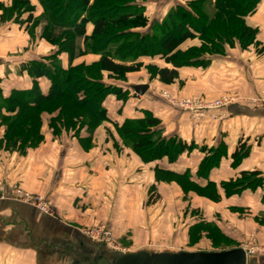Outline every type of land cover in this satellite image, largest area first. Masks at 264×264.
Returning <instances> with one entry per match:
<instances>
[{
    "label": "crops",
    "instance_id": "1",
    "mask_svg": "<svg viewBox=\"0 0 264 264\" xmlns=\"http://www.w3.org/2000/svg\"><path fill=\"white\" fill-rule=\"evenodd\" d=\"M186 1L145 0V15L150 23L160 20L170 7ZM32 4L35 7L33 16L39 15L40 5ZM26 17L27 14L21 16L22 23L0 22V94L3 97L13 89L30 88L31 78L22 65L55 50L43 55L36 52V55L33 49L27 57L25 55L30 50L20 51L21 54L17 52L18 46H26L18 37L24 33L28 38ZM244 21L257 29L255 39L264 44V0H259L255 11ZM90 31L91 25L88 24L86 33ZM36 41L39 40L36 38ZM196 42L197 39H188L180 47L184 49ZM62 57L61 65L66 68V53L59 54L58 58L62 60ZM97 58L93 56L92 61L85 63ZM209 60L206 67H180L176 80L158 83L167 87L180 85L186 91L207 97L236 87L243 96L257 95L264 90V53H259L254 46L245 49L238 45L226 47L224 54L211 55ZM138 61L142 65H166L159 57L143 56ZM135 73L139 71L128 72L126 78ZM103 81L127 91V96H106L103 106L107 120L102 121L91 135L85 127L80 128L78 134L61 130L54 135L48 126L51 115L43 113V140L37 146L27 148L23 154L0 146V264H73L75 256L83 253L96 257L100 253L110 255L104 245L82 233L98 224L107 226L121 243L134 241L139 242V246L147 245V241L153 243L175 238L174 242L181 243L180 250L198 251L197 248H189L188 231L199 220L215 223L228 239H233L228 231H223L218 218L209 213V199L192 191L185 194L173 180L156 178V169L187 172L200 186L207 181L213 182L220 202L230 210L252 213L258 221L253 230L258 241L264 243V104H252L243 99V102L225 109L224 119L211 121L205 118L195 124L189 112L170 106L159 91L153 89L148 77L129 82L112 79L106 72ZM137 84L148 85L145 93L133 91L132 86ZM38 85L43 93H47L50 83L47 78L40 77ZM144 111L159 119L162 136H177L192 144L193 148L182 152L172 162L167 157L143 161L122 141L115 125L128 118H142ZM3 133L4 128L0 127V139ZM240 143L246 145L248 153L234 165L232 154ZM219 146L224 150L219 164L210 170L207 179L197 177L202 158L209 154L210 149ZM243 171H258L262 184L225 196L220 183L239 177ZM14 187L41 195L52 214H44L21 201L12 192ZM198 199L205 202L195 208L187 207V211L186 207H180L182 201L188 206ZM186 215L188 218L184 221ZM202 240L200 238L195 245ZM246 264H264V254L247 256Z\"/></svg>",
    "mask_w": 264,
    "mask_h": 264
},
{
    "label": "trees",
    "instance_id": "2",
    "mask_svg": "<svg viewBox=\"0 0 264 264\" xmlns=\"http://www.w3.org/2000/svg\"><path fill=\"white\" fill-rule=\"evenodd\" d=\"M37 1L41 7L37 16H33L35 7L31 0H11L9 5L0 2V22L22 23L21 16L27 14L25 21L31 22L29 27L26 25L28 34L32 36L39 26L41 37L56 46L51 54L22 65L31 78L30 88L13 89L6 97L0 94V127L4 128L0 146L20 154L43 140V113L51 115L48 126L54 135L61 130L78 134L82 127L91 135L107 120L103 106L106 96H127V91L105 83L104 73L123 81L128 72L142 66L138 61L140 57L163 60L164 66L149 63L144 67L149 78L171 83L178 78L180 67H206L210 63L209 56L224 54L226 47L238 45L245 49L253 45L259 53H264V44L255 39L257 29L244 21L255 11L259 0H187L170 7L162 19L151 23L145 15V0ZM88 24L91 31L86 33ZM188 39L199 42L182 49L181 44ZM61 53L67 55L66 68L58 58ZM88 53L98 55L97 60L72 63L74 58ZM40 77L50 83L47 93L40 90ZM159 124L158 118L144 111L142 118H128L115 127L122 141L143 161L167 157L172 162L179 154L193 148L177 136H162ZM247 153L246 145L240 143L232 154V163L237 164ZM223 155L220 146L210 149L199 163L197 177L207 179ZM156 178L173 180L184 192L189 189L209 199H220L213 182L200 186L187 172L156 169ZM261 184L258 171H243L239 177L221 182L220 187L225 196H230ZM204 192L205 195L201 194ZM203 231L228 240L215 223L199 220L189 227V243L198 240Z\"/></svg>",
    "mask_w": 264,
    "mask_h": 264
},
{
    "label": "rangeland",
    "instance_id": "3",
    "mask_svg": "<svg viewBox=\"0 0 264 264\" xmlns=\"http://www.w3.org/2000/svg\"><path fill=\"white\" fill-rule=\"evenodd\" d=\"M3 1L4 2L6 1L5 2L6 4L4 2H2L5 5H9L11 2V0H3ZM31 2H33L35 5H37V3H38L37 0H31ZM37 7L38 6H36V8ZM30 24H31V22H27L28 27L30 26ZM41 32H42V30L39 28V26H37L35 28V31L33 32L32 36L28 34V38L24 33L19 34L18 37L20 39L22 38L21 40L26 44V46H24V45L18 46L17 52H19L21 54L20 51L26 52V51L30 50V52L25 55V57H27L29 54L32 53L31 50L33 51V49H35V53L38 52L39 54L41 53L42 55L47 54L48 52L52 51V49L56 50V46L50 44L48 41H46L44 38L41 37ZM36 38H37V40H39L38 42L36 41ZM20 41H19V43H20ZM198 42L199 41L197 40L196 44ZM34 43H36L37 45H34ZM250 46H253V45H249L248 47H250ZM38 53H36V55ZM88 54H91V53H88ZM88 54L83 55L84 57H82V56L76 57V59L73 61V63L75 61H77V64L81 63V62L92 61L93 56H98L96 54H91V55H88ZM59 60H60V62L64 61V57H62V60L59 58ZM138 71H139V73L132 74L128 78H126L125 80H127V81L129 80V82H131V81L133 82L136 80H146L147 77L149 78V74H148L146 68L144 67V65H142L138 69ZM149 80L151 81L153 89L156 91H159L160 96H161L162 92H166V93H168V95L171 98H174V99H180L183 97H197V98H200L202 101H209V100H212L215 98H219L223 95H230L233 97H237L238 99H244L245 101H248L252 104H254V103L264 104V90H260L257 95H255V93H254L251 96H243L241 90L236 87L234 89L232 88V89H228L224 92H221L220 94H217L216 96L207 97L205 95L196 94V93H192L190 91H186V89L182 88L180 85H173L170 87L163 86V85L158 83L159 80L155 77L149 78ZM169 105L172 106L171 104H169ZM172 107H176V106H172ZM184 111H187V110H184ZM187 112H189V111H187ZM21 190H23V189H21ZM23 191H25V190H23ZM189 191H191V190L188 189V192ZM26 192H28V191H26ZM188 192H184V193L187 194ZM192 193L197 194L194 191H192ZM201 194L205 195V192L201 193ZM199 196H201V195H199ZM201 197H204V196H201ZM149 199H150V197H149ZM207 199H209V198H207ZM209 200H210V202H208L209 213H213L215 215V218L216 219L218 218L217 220L220 222V225H221L223 231H225V230L228 231L229 235L233 239L221 240L215 234L208 232V231H203L200 235V238H202L204 240H202L201 242L197 243V245H195V243L198 242V240L200 239L199 238L194 243H190V246H192V247L189 246V248H192V249L197 248V250H203V251H207V250L208 251H219V250H225V249H230V248H235V247L243 248L245 246H250V247L255 246V247L264 248V243H261L260 241H258V238L256 235L257 233H256V231L253 230L254 228H256V224L258 223V221L256 220L255 217H253L251 212H249L247 210H245V211L244 210H230L229 207L226 206L224 202H220V199L214 200V198H212ZM179 202H181V201H179ZM202 202L204 203L205 201H202ZM202 202H200V200L198 199V200H196V202L191 201L190 203H188V206H186L187 203L182 201V206H180V207H182V208H183V206H184V208L186 207L185 209L187 211V209H188L187 207L195 208L196 205H198V204L202 205L203 204ZM214 202H218V203H214ZM182 208H180V210ZM176 217H177V215H176ZM178 217L180 219V216H178ZM187 218H188V216L186 215V217H184V221H186ZM174 219H175L174 222L177 223L178 220H177V218H175V216H174ZM180 223H182V221ZM98 225H101V224H98ZM98 225L91 226V227L86 228L84 230L94 228ZM174 241H175V238H172V240H170V241H169V239H167V241L159 240V241H154L153 243L147 241V243H146L147 245L139 246L140 245L139 242L130 241V242L121 243L117 239V245L119 246V251H123V252L137 251V250H142V249L154 250V251H178V250H180L181 246H179V245H181V243L180 242L177 243ZM144 243H145V241H144ZM249 256H251V255H249Z\"/></svg>",
    "mask_w": 264,
    "mask_h": 264
},
{
    "label": "built area",
    "instance_id": "4",
    "mask_svg": "<svg viewBox=\"0 0 264 264\" xmlns=\"http://www.w3.org/2000/svg\"><path fill=\"white\" fill-rule=\"evenodd\" d=\"M161 96L167 101V103L171 104L172 106H176L175 108L189 111L195 124L199 123L205 118H209L211 121H220L225 118V109L228 106L243 102V99H238L237 97L230 95H223L219 98L209 101H202L197 97H183L180 99H174L171 98L166 92H162ZM1 190L2 186H0V197ZM12 192L14 195L19 197L21 201L33 205L42 213L47 215L52 214L50 206L41 195L23 191L18 187H14ZM82 233L91 240L101 243L111 252H123L119 251L117 238L104 224L84 230ZM242 249L245 251L247 256L264 254V248L260 247L245 246Z\"/></svg>",
    "mask_w": 264,
    "mask_h": 264
},
{
    "label": "water",
    "instance_id": "5",
    "mask_svg": "<svg viewBox=\"0 0 264 264\" xmlns=\"http://www.w3.org/2000/svg\"><path fill=\"white\" fill-rule=\"evenodd\" d=\"M147 84H137L132 89L137 94L147 90ZM73 264H246L247 256L241 247L219 251H154L137 250L100 253L98 257L82 254Z\"/></svg>",
    "mask_w": 264,
    "mask_h": 264
},
{
    "label": "bare ground",
    "instance_id": "6",
    "mask_svg": "<svg viewBox=\"0 0 264 264\" xmlns=\"http://www.w3.org/2000/svg\"><path fill=\"white\" fill-rule=\"evenodd\" d=\"M247 256V255H246Z\"/></svg>",
    "mask_w": 264,
    "mask_h": 264
}]
</instances>
